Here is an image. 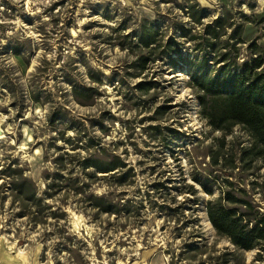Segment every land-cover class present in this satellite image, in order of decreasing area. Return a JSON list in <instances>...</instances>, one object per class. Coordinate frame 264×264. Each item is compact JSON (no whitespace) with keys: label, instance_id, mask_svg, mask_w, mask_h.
<instances>
[{"label":"rangeland","instance_id":"1","mask_svg":"<svg viewBox=\"0 0 264 264\" xmlns=\"http://www.w3.org/2000/svg\"><path fill=\"white\" fill-rule=\"evenodd\" d=\"M7 2L0 0L11 11L8 18H15L16 8ZM67 5L69 0L40 4L41 12L32 9L35 15L22 9L20 23L29 27L21 26L11 36L6 33L16 25L0 24V130L4 135L0 139V210L7 202L12 213L8 223L22 221L32 230L37 226L55 227V233H45V238L54 234L63 237L53 245L55 255L67 254L74 264H88L81 255L87 246L65 236L66 229L60 226L68 216L61 206L71 201L76 210L91 217V223L103 227L105 234L118 230L129 239L133 235L142 237L140 243L149 250L155 247L148 244L155 236L153 229L169 235L167 248L156 250L171 258L168 264H240L242 256L250 264H264V260H257V248L244 250L234 245L232 251L220 244V240H227L233 245L216 231L207 216V203L216 201L225 191L248 200L255 209L264 207V154H257L259 146H255L251 134L241 125L240 130L249 139L228 142L213 133L231 134L235 125L229 130L210 125L212 131L201 133V140L194 133L188 135L161 123L172 119L173 125L184 128L187 121H180L185 110L206 120L199 104L190 108L186 103H175L176 96L165 94L174 87L191 88L197 94L190 75L196 67L202 70L206 66L198 65L204 50L195 46L199 39L193 36L203 33L204 25L225 10L233 14L236 23L241 13L248 18L237 62L253 56L248 47L252 42L259 47H254L256 54H264V14L256 13V0H205L203 5L200 0H150L139 11L122 7L120 0H87L79 16L75 14L76 0L68 7L69 14L63 10L52 14L57 7ZM245 5L252 15L242 11ZM143 7L150 10L145 12ZM192 14L198 17L197 22ZM45 16L51 19L46 21ZM84 19L88 23L79 25L78 21ZM182 27L186 29L184 34ZM74 28H81L75 40L69 31ZM29 30L39 31L41 39L29 38ZM143 34L152 36L153 43L148 47L140 42ZM226 37L222 35L220 40ZM41 49L45 54L55 52V63L60 66L41 57L38 63L43 67L29 73ZM65 53L67 62L61 63ZM213 55L210 51L207 60L211 74L219 65L212 64ZM109 60L114 66L106 74L104 69L109 66L104 61ZM79 65L84 71H78ZM106 88L112 89L115 99ZM161 96H165L162 104L158 103ZM105 97L108 99L101 104ZM73 102L81 109L97 110L81 113L72 107ZM113 105L118 112L134 113V117L125 119L114 114ZM70 132L74 135H68ZM107 136L113 139L105 147ZM210 138L213 144L205 145ZM169 158L175 171L168 166ZM182 158L191 166L187 173ZM91 162L113 166L99 172L89 166ZM101 183H107L113 191L96 196L93 185ZM256 196L259 201H255ZM53 200L59 203H46ZM221 203L229 205L224 200ZM206 223L213 229L207 234L203 231ZM74 243L78 247H73ZM127 243L122 239L120 246ZM47 251L45 247L42 259H46ZM56 264L62 262L56 259ZM144 264H156V260L148 256Z\"/></svg>","mask_w":264,"mask_h":264},{"label":"clouds","instance_id":"2","mask_svg":"<svg viewBox=\"0 0 264 264\" xmlns=\"http://www.w3.org/2000/svg\"><path fill=\"white\" fill-rule=\"evenodd\" d=\"M75 2L76 0H69V5L63 8L57 7L55 11L52 12V14L61 13L62 10L63 12L69 14L67 9L71 6L72 3ZM256 2V13L264 14V0H256ZM56 3H58V0H8V5L15 6L16 15L15 18H8V16L11 15L10 9L6 8L5 5L0 4V24L16 25V28L10 29L6 33V35L11 36L13 32L15 30H18L21 26L25 28L29 27L27 23L23 25H21L20 23L19 17L22 9L35 15V12H32L33 8H35L36 12L42 11V9L38 7V5H48ZM85 3H87V0H78V7L75 13L77 16L80 15V11L81 9H83V5ZM120 3L122 7L132 8L139 11L142 6L149 5L150 0H120ZM200 3L203 5L205 3V0H200ZM163 7L164 6H162V8ZM149 10L150 9L148 7H143V11L147 12ZM242 11L248 15L253 14L246 5L243 7ZM6 12L8 13V15L5 14ZM86 13L87 10L85 9V14ZM44 19L46 21L50 20L51 16H45ZM85 23H88L87 19L78 21V24L81 26ZM111 26L115 27L114 24H112ZM50 28L51 24L49 25V29ZM69 31L70 35L73 37V40H75V38L81 34V28H74L70 29ZM26 35L29 38L39 40L41 39L42 34L39 31L29 30ZM2 42L3 41H0V43ZM72 42V40L69 41V43ZM76 43H80V41L76 40ZM117 52H119V50H117ZM66 55L67 54L65 53L64 61H62L61 63L67 62ZM41 57H44L47 61L54 64L56 67L60 66L55 63L57 57V54L55 52L45 54L41 49L37 51L35 59L28 68L29 73L33 72L37 67H43L38 63ZM104 63L109 66L108 69H104L105 73L107 74L109 70L114 66V61L109 60L104 61ZM77 68L78 71H84V69L80 65L77 66ZM177 79H180V77H177ZM136 82L137 81H132L133 84ZM49 83L50 85L52 84L51 81H49ZM67 90L70 92V89ZM106 92L112 94L111 98L115 99V95L112 93L111 88H106ZM177 92H179V95H177ZM165 95L176 96L177 99L175 103H186L190 108H195L199 104V101L196 99L197 94L191 88L185 87L176 89L174 87ZM107 99L108 97H105L104 100H101L100 103L103 104ZM164 100L165 96H161L158 103L162 104L164 103ZM72 107H74L75 109H79L81 113H84L85 111L97 110L96 108H91L88 110L81 109L74 102ZM112 111L114 114L125 117V119L132 118L135 115L134 113L125 115L123 112H118L115 105L112 106ZM182 115L183 121L180 122L183 123L184 121H187L184 128H179L178 125H173L172 119L162 121L161 123H166L172 125L173 127H177L179 131L187 132L188 135H192L194 133L195 135L200 136L201 140H204V136L201 135V133L207 134L208 132L212 131V128L210 125H208L207 120L201 119L198 114H193V112L185 110ZM3 119H7V117H4ZM173 119H176V117H173ZM116 128H119V125H117ZM240 129L241 124L237 123L232 128L231 134H225L220 131H215L213 133V136L215 138L225 137L226 141L228 142H234L237 138L248 140V134L244 131H241ZM68 135H74V133L70 132L68 133ZM0 139H4L3 130H0ZM112 139L113 136L105 137L104 146L106 147L107 143ZM212 144L213 139L211 138L205 141V145ZM245 146L251 147L250 144H246ZM141 147L143 148L142 144ZM215 147L218 149L219 145L217 144L215 145ZM138 158L140 157H133L134 160ZM181 163L182 167H184L185 169V172H189L191 166L188 164V161L182 158ZM168 166L171 167L173 171H175V166L172 164L170 158L168 161ZM139 171V168H137V172ZM0 183H3V181L0 180ZM188 183H192L190 178L188 180ZM42 187H44V185H42ZM93 188L95 189L94 194L96 196H103L106 192L113 191L112 188H109V185L107 183L93 185ZM201 195L203 196V193H201ZM180 199L183 200L184 198L181 197ZM259 200L260 197L256 196L255 201ZM54 201L57 204L59 203L58 200L46 201V203L53 204ZM61 207H63L64 212H66L68 216L65 221H61L60 226L66 229L65 236L72 237L74 241L83 242L87 246L83 248L81 255L83 257V260L85 262H88V264H113V262L114 264H130V262L131 264H144V260L148 256H153V259L156 260V264H168L171 259L169 256L163 255L162 252L157 253L156 251L157 249L167 248L168 243L171 240L170 236L167 234H162L158 230L153 229V231L155 232V236L149 238L148 244L154 245L155 247L149 250L147 248H144V245L140 243V239H142V237L138 239L137 236L133 235L131 239H129V237L125 233L119 232L118 230H114L105 234L103 227H101L99 224L91 223V217L87 216L82 211L76 210L77 207L73 205L71 201H69L67 205H62ZM53 210H55V207H53ZM259 211L261 213H264V207H261ZM11 215L12 213L8 210V204L6 202L4 209L0 210V264H56V259H59L62 264H74V262L70 260L67 254L57 257L53 252V245H57L58 243H60L63 237L54 234L48 238H45V233L56 232L55 227L37 226L35 230H32L30 225H27L22 221H15L13 224H9L8 221ZM25 220H27V218H25ZM203 231L206 234L210 231H213L211 224L206 223ZM109 236H111L112 238L109 239ZM122 239L128 241L126 247L120 246V242ZM133 241H136L135 245L133 244ZM178 243V241L174 242L173 246L175 247V245ZM219 243L225 244L232 251H235V246L231 245L227 240H220ZM72 246L78 247L76 243H74ZM45 247H47L48 251L46 253V259H42L41 254ZM142 248H144L143 252L141 251ZM98 250L100 251V258H97ZM113 251L115 252V255L109 256L108 253ZM221 251H223V248H221ZM133 257H136L135 261H133ZM240 264H250V261H246L242 256L240 257ZM256 264H262V262L256 261Z\"/></svg>","mask_w":264,"mask_h":264},{"label":"trees","instance_id":"3","mask_svg":"<svg viewBox=\"0 0 264 264\" xmlns=\"http://www.w3.org/2000/svg\"><path fill=\"white\" fill-rule=\"evenodd\" d=\"M233 14L225 10L223 14L206 23L203 33L197 37L196 47L204 50L198 65L190 77L191 84L197 90L200 113L208 124L217 130H229L233 125H243L259 146V155L264 154V54H256V43H249L253 56L241 63L237 62L240 46L245 43L242 38L244 23L248 18L240 14L235 22ZM193 21L198 17L191 15ZM229 30V32H228ZM184 34L186 29L181 28ZM227 35L224 41L222 35ZM150 34L142 35V46L148 47L152 42ZM210 51L218 67L211 74L207 63ZM167 56L169 51H164ZM90 160V159H88ZM99 172L111 170L113 163L101 165L93 163ZM224 200L226 204L221 203ZM230 204H235L231 206ZM207 216L219 234L225 235L236 247L244 250L257 248V260H264V213L255 209L251 202L225 191L216 201L207 203Z\"/></svg>","mask_w":264,"mask_h":264}]
</instances>
